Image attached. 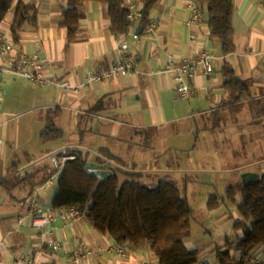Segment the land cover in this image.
<instances>
[{"label":"crops","instance_id":"obj_1","mask_svg":"<svg viewBox=\"0 0 264 264\" xmlns=\"http://www.w3.org/2000/svg\"><path fill=\"white\" fill-rule=\"evenodd\" d=\"M129 1L123 0L124 5ZM18 2L34 9L36 25L25 23L15 43L9 30ZM66 6L67 0H14L0 22V31L12 43L11 52L7 58H0V65L6 66L8 59L19 55L37 56L43 75L67 79L72 85L82 84L88 71L113 65L121 40L109 31L105 7L95 2L80 3L78 31L75 40L67 44L66 31L60 26ZM188 15L184 0H160L150 13V21L158 23L156 32H144L138 40L131 35L125 38L136 73H120L86 91L74 93L53 85L37 87L23 78L1 76L0 181L5 186L0 188V264H19L17 257L21 254L31 256L35 262L71 264V253L77 248L93 253L78 264H153L156 260L149 242L138 247L116 243L111 236L98 233L86 217L70 224L54 223L52 234L61 245L57 253L45 247L46 236L38 237L28 219L17 225L33 195L42 208H52L57 193L49 197L50 192H46L40 198V192L54 184L46 185L52 173H45V166L39 165L45 147L32 145L33 137L39 139L44 130L48 113L56 111L55 126L62 130L63 138L72 137L77 146L58 145L54 149L60 160L53 158L57 168L71 149L87 153L90 162L96 161L102 148L114 155L120 149L124 166L135 170L146 165L152 168L155 160L172 169L193 170L199 165L211 166L214 161L224 162L226 157L219 160L216 152L245 147L255 166L263 169L250 173L264 174V0H233L235 52L225 58L220 55L218 42L209 37L204 21L191 27L184 25ZM202 53L216 57L213 72L194 77V97L177 99L172 76L160 72L169 61L178 63ZM224 60L234 75L249 85V101L233 104L224 92L220 73ZM13 119L18 122L7 129ZM94 128L105 144L93 150L88 149L86 136ZM151 131L155 137L174 136L175 144L159 149V154L152 153L155 146L141 150V137ZM114 140L120 146L110 142ZM30 165L31 171L20 180V171ZM6 168H11L13 174L4 176ZM226 243L228 247L230 242ZM114 244L124 248L125 256L110 250ZM189 247L199 250L202 264H216L215 246L196 240Z\"/></svg>","mask_w":264,"mask_h":264},{"label":"trees","instance_id":"obj_2","mask_svg":"<svg viewBox=\"0 0 264 264\" xmlns=\"http://www.w3.org/2000/svg\"><path fill=\"white\" fill-rule=\"evenodd\" d=\"M85 1L105 7L111 34L126 33L127 9L123 0H67L60 25L66 31L67 44L75 40L81 20L78 6ZM138 1L142 6V19L137 31L141 35L150 22L152 9L160 0ZM195 1L204 13L203 21L209 30V37L219 44L220 55L224 58L232 55L235 52L233 0ZM13 3L14 0H0V22ZM29 12L32 13L31 16ZM25 23L35 26L36 13L32 7L18 2L9 30L15 43H18ZM220 73L223 90L233 104L250 100L249 85L234 75L226 60L223 61ZM56 116V111L46 115V126L39 136L44 145L63 139L62 130L55 126ZM65 154L69 158L63 162L52 208L76 206L84 210L92 227L102 235L111 236L116 243L127 242L138 247L149 242L157 264H199V250L188 248L184 244V238L190 231L193 210L175 182L160 181L154 188L146 187L141 182V173L136 172L133 167L129 171L120 157L106 148L100 149L95 162L113 168L116 175L101 181L87 173V153L71 149ZM2 186H5L3 180L0 181V188ZM226 196L229 201L234 202L233 187L227 189ZM218 205L217 196H209L207 208L212 210ZM237 212L241 221L236 222L233 228L242 232V237L235 246L239 255L234 256L230 249L215 246V263L264 264L261 263L262 258L258 263H246L243 260L244 256L264 245V174L259 176L255 186L242 189V200L237 205Z\"/></svg>","mask_w":264,"mask_h":264},{"label":"rangeland","instance_id":"obj_3","mask_svg":"<svg viewBox=\"0 0 264 264\" xmlns=\"http://www.w3.org/2000/svg\"><path fill=\"white\" fill-rule=\"evenodd\" d=\"M17 122V119H13L7 129L11 126L13 128ZM86 137L88 139V141H86L88 149L94 150L97 146L105 144L98 136L97 128H94ZM174 138V136L167 137L165 135L155 137L153 136V131H151L141 137V150L155 146L152 153L159 154V149H163L166 146L171 147L175 144ZM110 142H112L114 146L115 144L120 146V142L117 143L116 140ZM73 143L74 139L67 135L59 143L46 147V145L39 141L37 136L33 137L32 145H36L39 148L45 147V152L42 153L44 156L43 161H41L39 165L45 166V173H52L51 176L54 181L53 187H47L40 192L41 199L43 198L42 195L46 192H50L49 197H51L58 188L61 171H58L57 164L54 162L53 158H56L58 161L60 160L54 149H56L58 145H64L68 148L70 145H73ZM189 143L191 144L192 141L189 140ZM73 147L77 148V146L74 145ZM248 151L247 148L243 147L229 153L216 152L215 156L218 157L219 160L222 156L226 157V160L218 164L215 161L211 162V166L199 165L194 167L193 170H187L181 167L172 169L168 164H159L156 160L152 164V168H150V165H146L138 167L136 170L133 169L143 174L141 182L144 186L154 188L160 181H173L177 184L182 195L187 198L193 210V215L190 222V231L184 238L186 247L190 248L189 243L202 240L206 246L228 248L234 252V254L239 255V251L236 250L235 246L242 237V232L240 230H235L233 226L236 222L241 221V217L237 212V205L242 200L243 186L241 177L244 173H258L263 170L262 167L255 166L256 162ZM116 154L120 157V149ZM116 154L115 156H117ZM31 166L32 165L20 171V180L24 177L25 172L31 171ZM127 168L129 171L133 170L130 167ZM12 172L11 168H6L4 176H9L13 174ZM230 186L235 190L234 202L229 201L226 196V191ZM211 195H215L219 198V205L212 210L207 208L208 198ZM227 240L230 242L228 247H226ZM260 248L261 263H264V245ZM153 264H157V261L154 260ZM209 264H212V262Z\"/></svg>","mask_w":264,"mask_h":264},{"label":"built area","instance_id":"obj_4","mask_svg":"<svg viewBox=\"0 0 264 264\" xmlns=\"http://www.w3.org/2000/svg\"><path fill=\"white\" fill-rule=\"evenodd\" d=\"M186 3V9L189 12L187 19L184 20L186 27L198 24L203 21L204 13L199 8L195 0H184ZM127 15L126 21L128 24L126 33L120 36L119 43L117 44V60L109 68L104 70L88 71L85 74V78L82 84L72 85L67 79H53L43 75L41 72L42 65L37 56L19 55L14 59H8L6 66L0 65V78L1 76H10L13 78H23L37 87H44L47 85H53L61 89L79 92L81 90H88L93 85L108 81L120 73H136L133 68L131 59L128 55V45L125 42V38L128 35L134 40L139 39V33L137 31L141 19H142V6L138 0L129 1L126 5ZM158 23L156 21H150L144 28L143 33L147 32L154 34L157 30ZM193 39V38H192ZM12 50V43L6 38V36L0 31V58H7ZM216 57L211 53H202L200 56L193 59H185L181 62L175 63L169 61L167 66L160 73L170 74L175 83V91L177 99L187 101L194 97L196 89L192 84V80L200 73L210 75L213 72L212 61ZM69 157H63L62 163ZM63 164L58 166V171H61ZM53 178L50 177L46 181V185H53ZM82 217H85V211L76 206H67L59 209L54 208H42L37 201V197L33 195L28 203L27 212L24 217L17 220L19 226L23 220L28 219L31 227L37 232V236L44 238L46 236L45 247L52 253H57L61 250L60 243L56 240L52 234L53 225L56 221L64 224H70L78 221ZM110 250L120 256H125L124 248L119 244L111 246ZM259 249L250 252L243 257L246 263H258L260 260ZM91 251H87L81 248L75 249L71 253V264H78L83 258L92 256ZM19 264H54L52 262H35L31 256L21 254L17 257ZM144 264H150L145 262ZM199 264H202L199 262Z\"/></svg>","mask_w":264,"mask_h":264},{"label":"water","instance_id":"obj_5","mask_svg":"<svg viewBox=\"0 0 264 264\" xmlns=\"http://www.w3.org/2000/svg\"><path fill=\"white\" fill-rule=\"evenodd\" d=\"M87 173L101 181L108 180L116 175L113 168L90 161L87 162ZM258 181L259 175L255 173H244L241 177V183L244 189H249L250 187L255 186Z\"/></svg>","mask_w":264,"mask_h":264},{"label":"bare ground","instance_id":"obj_6","mask_svg":"<svg viewBox=\"0 0 264 264\" xmlns=\"http://www.w3.org/2000/svg\"><path fill=\"white\" fill-rule=\"evenodd\" d=\"M63 164V163H62Z\"/></svg>","mask_w":264,"mask_h":264}]
</instances>
